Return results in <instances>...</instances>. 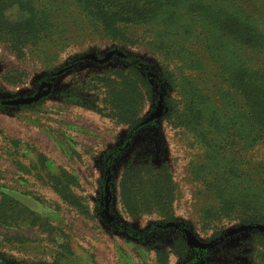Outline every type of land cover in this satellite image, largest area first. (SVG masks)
<instances>
[{
  "label": "rangeland",
  "instance_id": "1",
  "mask_svg": "<svg viewBox=\"0 0 264 264\" xmlns=\"http://www.w3.org/2000/svg\"><path fill=\"white\" fill-rule=\"evenodd\" d=\"M258 3L264 12V0ZM61 5L70 30L60 51L18 53L0 41V202L2 193L16 201L0 216V255L17 264H158L156 250L165 249L167 264H264V238L258 236L264 225L201 216L214 204L195 178L202 150L189 131L163 118L176 89L171 81L153 80L168 61L152 53L146 29H134V42L125 45L82 28L71 0ZM129 56L148 63L142 72L153 83L131 131L111 105ZM258 60L264 62V55ZM207 67L202 83L223 85L221 76H212L216 64L208 60ZM115 149L121 153L106 171L103 159ZM253 154L264 156V143ZM128 164L171 167L177 221L165 222L161 211L127 212L120 185ZM62 173L78 182L70 185L72 202L52 186ZM120 222L147 232V242L119 231Z\"/></svg>",
  "mask_w": 264,
  "mask_h": 264
},
{
  "label": "trees",
  "instance_id": "2",
  "mask_svg": "<svg viewBox=\"0 0 264 264\" xmlns=\"http://www.w3.org/2000/svg\"><path fill=\"white\" fill-rule=\"evenodd\" d=\"M64 1L0 0V41L18 53L37 50L43 55L47 47L60 51L68 43L70 30L61 15ZM71 1L80 13L82 28L90 33L130 45L134 29L145 28L152 53L168 61L161 77L155 75L153 80L174 83L176 96L170 99V109L163 118L189 131L202 150L195 178L212 195L214 204L203 207L201 216L264 225V156L253 154L264 143V62L258 60V55H264V12L259 0ZM13 8L21 13L19 17L9 16ZM208 60L219 70L218 76H212H221L224 81L223 85L212 84V89L201 81L204 75L201 77L200 72L210 74ZM126 61L127 70L119 75L120 86L114 88L111 105L115 118L131 131L145 95L152 97L153 83L152 76L143 75L147 62L132 56ZM171 64L174 69H169ZM120 150L108 152L103 159L104 170ZM144 168L125 166L120 185L123 206L131 215L161 211L165 222L177 221L171 167ZM77 183L74 177L62 173L53 187L72 202L75 196L70 185ZM109 194L106 184V200ZM2 196L0 216L16 202L12 194ZM1 222L8 225L6 220ZM117 229L139 241L148 240L147 232L123 222ZM258 236L264 238L263 234ZM179 240L186 244L184 238ZM181 250L185 249L181 247L179 253ZM156 254L158 264L168 263V251L157 249ZM0 264L17 263L0 255Z\"/></svg>",
  "mask_w": 264,
  "mask_h": 264
},
{
  "label": "crops",
  "instance_id": "3",
  "mask_svg": "<svg viewBox=\"0 0 264 264\" xmlns=\"http://www.w3.org/2000/svg\"><path fill=\"white\" fill-rule=\"evenodd\" d=\"M55 179H56V177L53 178L54 181H55ZM52 186H53V185H52ZM53 188H54V187H53ZM56 192H57V190H56ZM4 225H5V224H4ZM6 226H7V225H6Z\"/></svg>",
  "mask_w": 264,
  "mask_h": 264
}]
</instances>
